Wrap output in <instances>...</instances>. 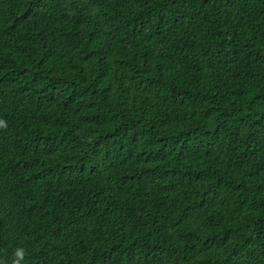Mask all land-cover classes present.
Here are the masks:
<instances>
[{
    "label": "trees",
    "instance_id": "16d2710c",
    "mask_svg": "<svg viewBox=\"0 0 264 264\" xmlns=\"http://www.w3.org/2000/svg\"><path fill=\"white\" fill-rule=\"evenodd\" d=\"M0 264H264V0H0Z\"/></svg>",
    "mask_w": 264,
    "mask_h": 264
},
{
    "label": "clouds",
    "instance_id": "9594fccd",
    "mask_svg": "<svg viewBox=\"0 0 264 264\" xmlns=\"http://www.w3.org/2000/svg\"><path fill=\"white\" fill-rule=\"evenodd\" d=\"M0 127H7L6 123L3 120H0ZM13 264H21L25 257V251L23 248H17L14 252Z\"/></svg>",
    "mask_w": 264,
    "mask_h": 264
}]
</instances>
